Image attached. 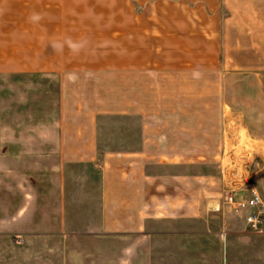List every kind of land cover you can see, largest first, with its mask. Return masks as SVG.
Here are the masks:
<instances>
[{"label":"rangeland","instance_id":"rangeland-1","mask_svg":"<svg viewBox=\"0 0 264 264\" xmlns=\"http://www.w3.org/2000/svg\"><path fill=\"white\" fill-rule=\"evenodd\" d=\"M121 1L113 8L69 10L68 16L81 22L83 36H124V18L130 14L137 20L140 9L123 8ZM225 5L221 24L216 17L208 25L206 9L170 7H144L148 20L134 23L149 36L194 33L196 60L204 47L210 48L211 68L148 70L141 85L147 93V124L173 125L180 140L194 138L192 221L150 220L142 229H130L116 206L108 216L119 221L105 226L102 192L94 189L99 183L94 176L91 181L86 164L67 165L68 187L59 197L58 143L64 132L53 130L59 119L71 127L87 119L88 107L108 113L128 108L124 93L134 88L122 83L121 71L94 78L68 72L75 77L63 93L62 86L45 83L42 74L0 70V217L4 224L20 218L18 227L0 233V264H264V229L259 233L247 225L250 209L224 205L213 212L207 206L235 184L243 187L238 197L256 190L264 199V0H225ZM156 11L162 21L155 26L149 17ZM73 26L68 23V33L77 32ZM221 32L225 36H209L210 42L200 36ZM91 81L103 83H86ZM59 93L63 100L58 101ZM44 124L50 133L36 131ZM122 124L104 119L110 132ZM30 180L49 196L34 213V227L26 228L29 221H21L24 214L14 209L24 201L21 184Z\"/></svg>","mask_w":264,"mask_h":264},{"label":"crops","instance_id":"crops-1","mask_svg":"<svg viewBox=\"0 0 264 264\" xmlns=\"http://www.w3.org/2000/svg\"><path fill=\"white\" fill-rule=\"evenodd\" d=\"M121 2L123 8L140 9L138 12L140 17L137 20L133 21L130 14L124 18V36H83L81 22H77V19L74 21L68 16V11L113 8L116 0H0V70L11 73L42 74L45 83L58 86V90L62 86L63 93L67 84H70L68 79L75 77L68 76V72H79L94 78L103 73L121 71L122 83L134 88L124 93L125 101H129L128 108L108 113L88 107L87 119L74 121L73 127L69 125L72 124L70 121L66 122L64 119L60 123L59 119L57 129L53 130L64 132L63 139L58 143L59 197H65L68 187L67 165L86 164L90 166L91 181L94 176L95 182L98 180L99 183L94 189L96 192H102L101 211L105 226L114 227L115 221H119L115 216L113 218L108 216V213L115 214L116 206H121L124 227L130 229H142L150 220L174 221L181 217L183 220L192 221L196 212L194 138L192 136L190 142L188 138L186 141L180 140L174 135L173 125H170V129L165 125H148L147 93L141 90V85L146 84L148 70L163 73L165 70L174 69L211 68L210 48L204 47L198 53L202 55V59L196 60L194 33L173 32L168 34L170 36H149L142 26L135 27L134 23L139 22L143 25L148 20L144 7L156 10L170 7L192 10L203 8L207 11L203 17L208 25L212 18L216 17H218L217 23L221 24V19L225 18V0H122ZM215 9H218V12L216 11L218 14L211 13V10ZM33 14H39L40 19L30 20ZM160 15L162 12H154L153 16L149 17V23L156 26L162 21ZM68 23L73 24V28L78 33H68ZM200 36L209 38V36L225 35L221 32L203 33ZM69 41L81 44L82 48L74 52L69 46ZM207 42H210V38ZM54 44L60 45L61 48L57 50L53 47ZM86 83L102 84L103 82ZM72 84L76 85V83ZM134 86H139L138 90H135ZM59 100H63L60 93ZM108 117L120 119L122 126H113V132L105 130L104 119ZM105 127L109 129L106 125ZM36 131L50 133L52 129L44 124L42 129L38 128ZM108 133H112L113 136L108 137ZM46 142L50 143V140ZM21 187H23L21 196L24 201L14 211L23 213L24 218L21 221H29L30 224L25 227L31 228L30 225L33 226L36 218L34 213L40 206H44L49 191L35 190V184L31 180L27 181V184H21ZM90 188L92 191V183ZM10 192L12 196L16 194L15 190ZM3 195L4 192H0V205ZM62 202L60 200L61 207ZM62 210L59 211L63 213ZM19 220L20 218H17L15 222L4 224V220L0 217V233L8 229L7 226L10 229L18 227Z\"/></svg>","mask_w":264,"mask_h":264},{"label":"built area","instance_id":"built-area-1","mask_svg":"<svg viewBox=\"0 0 264 264\" xmlns=\"http://www.w3.org/2000/svg\"><path fill=\"white\" fill-rule=\"evenodd\" d=\"M243 187L235 184L226 189L218 200L208 203L209 211H219L222 206H233L238 209H250L246 216L247 225L253 230L262 233L264 229V199L256 190H252L248 197H238ZM215 203L217 205H215Z\"/></svg>","mask_w":264,"mask_h":264},{"label":"clouds","instance_id":"clouds-1","mask_svg":"<svg viewBox=\"0 0 264 264\" xmlns=\"http://www.w3.org/2000/svg\"><path fill=\"white\" fill-rule=\"evenodd\" d=\"M39 19H40L39 14H33L30 17V20H32V21H36V20H39ZM69 46L74 52H78L82 48L81 44L72 43L71 41H69ZM53 47L56 48L57 50H59L61 48V46L58 45V44H54Z\"/></svg>","mask_w":264,"mask_h":264}]
</instances>
